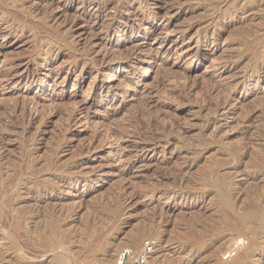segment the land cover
Listing matches in <instances>:
<instances>
[{
    "label": "rangeland",
    "instance_id": "rangeland-1",
    "mask_svg": "<svg viewBox=\"0 0 264 264\" xmlns=\"http://www.w3.org/2000/svg\"><path fill=\"white\" fill-rule=\"evenodd\" d=\"M0 64V264H256L264 0H0Z\"/></svg>",
    "mask_w": 264,
    "mask_h": 264
},
{
    "label": "bare ground",
    "instance_id": "bare-ground-1",
    "mask_svg": "<svg viewBox=\"0 0 264 264\" xmlns=\"http://www.w3.org/2000/svg\"><path fill=\"white\" fill-rule=\"evenodd\" d=\"M89 1V0H88ZM102 2V1H101ZM96 6V5H95ZM125 6V5H124ZM61 8V7H60ZM99 8V7H98ZM59 9V8H58ZM96 9H97V7H96ZM121 9V8H120ZM114 14V13H113ZM111 20V19H110ZM104 23H106V22H104ZM119 23V22H118ZM103 25V24H102ZM115 25V24H114ZM144 25V24H143ZM110 25L109 24H107L106 26H103L104 28H107V27H109ZM146 26V25H145ZM147 27V26H146ZM40 28V27H39ZM101 28V27H100ZM117 28V27H116ZM140 28H142V27H140ZM101 29H103V28H101ZM132 29H134V28H132ZM179 29V28H178ZM49 33V32H48ZM83 57V56H82ZM114 58V57H113ZM1 65V64H0ZM110 67V66H109ZM116 71H117V67H113V68H111V70H110V74H111V77H113L114 78V76H116ZM110 74H109V76H110ZM113 78H112V80H113ZM121 78V77H120ZM116 79V78H115ZM123 79V78H122ZM41 80V79H40ZM119 80V79H118ZM125 80V79H124ZM94 82V81H93ZM93 82L91 83V84H93ZM120 82V81H119ZM126 83H127V81H126ZM125 83V84H126ZM132 86L131 84H128V86ZM74 86V85H73ZM92 88V87H91ZM90 88V89H91ZM109 88V87H108ZM101 91V90H100ZM223 92V91H222ZM92 93V92H91ZM18 94V93H17ZM89 94V93H88ZM97 94V93H96ZM99 94H101L100 92H99ZM98 95V94H97ZM16 96H18V95H16ZM21 96V95H20ZM24 96V95H23ZM23 96H21V98L23 97ZM24 98H25V96H24ZM24 98H22L23 100H24ZM97 98H99V97H97ZM15 99H16V97H15ZM262 99V98H261ZM12 100H14V99H12ZM17 100V99H16ZM18 101V100H17ZM15 102V101H14ZM20 102H22V101H20ZM24 103V102H23ZM22 103V104H23ZM14 104V103H13ZM17 104H18V102H17ZM16 104V105H17ZM260 104V103H259ZM15 106V105H14ZM23 108V107H22ZM28 109V108H27ZM15 110V109H14ZM13 110V111H14ZM19 110V109H18ZM22 110V109H21ZM20 111V110H19ZM22 112V111H21ZM11 113V112H10ZM13 113V112H12ZM143 113V112H142ZM17 114V113H16ZM20 114V113H19ZM143 115V114H142ZM12 116H13V114H12ZM140 116H141V113H140ZM144 116V115H143ZM8 116H6V118H7ZM11 117V116H10ZM138 117V116H137ZM16 118V117H15ZM14 118V119H15ZM21 118V117H20ZM139 118V117H138ZM141 120V119H140ZM149 121V120H148ZM13 122V121H12ZM15 122V121H14ZM140 122V121H139ZM153 122V121H152ZM10 124V123H9ZM135 124V123H134ZM146 124V123H145ZM4 125V124H3ZM141 125V124H140ZM170 125V124H169ZM174 125V124H173ZM8 126V125H7ZM147 126V125H146ZM154 126V125H153ZM175 126V125H174ZM142 127H143V125H142ZM161 127V126H160ZM130 128H132V127H130ZM141 128V127H140ZM151 128H152V126H151ZM159 128V127H158ZM12 129V128H11ZM146 129H147V127H146ZM166 129V128H165ZM164 129V130H165ZM178 129V128H177ZM124 130H126V129H124ZM156 130H158V129H156L155 128V131ZM181 130V129H180ZM167 131H168V129H167ZM144 132V131H143ZM146 132V131H145ZM132 133V132H131ZM131 133H129L130 135H131ZM148 134V133H147ZM146 134V135H147ZM150 134V133H149ZM154 134V133H153ZM123 135V134H122ZM133 135V134H132ZM135 135V134H134ZM137 135V134H136ZM143 135V134H142ZM120 137V136H119ZM143 137H144V135H143ZM154 137H155V135H154ZM156 137H157V135H156ZM142 138V137H141ZM146 138V137H145ZM151 138V137H150ZM33 139V138H32ZM143 139V138H142ZM153 139V138H152ZM157 139H158V137H157ZM119 140H121V138L119 139ZM137 140H139V139H137ZM145 140V139H144ZM151 140V139H150ZM153 141V140H152ZM169 141V140H168ZM152 143V142H151ZM167 144V143H166ZM24 158V157H23ZM24 161H25V159H24ZM31 162V161H30ZM33 162V161H32ZM9 164V163H8ZM19 164H21V162L19 163ZM14 165V164H13ZM34 165V164H33ZM15 166V165H14ZM19 166V165H18ZM28 166H29V164H28ZM26 166H24L23 165V168H25ZM47 167V166H46ZM49 167H50V164H49ZM29 168V167H28ZM27 168V169H28ZM39 168V167H38ZM42 168V167H41ZM45 167H43V169H44ZM33 169V168H32ZM15 170H21V168H19V167H17V169L15 168ZM56 170V169H55ZM25 171V170H24ZM41 171V170H40ZM46 171H48V169H46ZM37 172H39V171H37ZM36 172V173H37ZM42 172H44V171H41V173ZM25 173V172H24ZM28 173V172H27ZM22 175V173L21 172H15V175L13 176V177H15L16 178V176H18V175ZM32 174V173H31ZM182 174V173H181ZM181 174H180V176H181ZM179 176V177H180ZM41 177V176H40ZM44 177V176H43ZM182 177V176H181ZM12 179V178H11ZM1 180V179H0ZM41 180V179H40ZM5 181V180H4ZM13 180H11V182H12ZM29 181V180H28ZM181 181V180H180ZM0 182H3V181H0ZM8 182H10V181H8ZM20 183V182H19ZM2 185V184H1ZM10 185V184H9ZM11 185H13V184H11ZM51 185V184H50ZM154 185H155V183H154ZM19 186H20V184H19ZM31 186H32V184H31ZM8 187H10V186H8ZM14 187H15V185H14ZM14 187H12V188H14ZM4 188V187H3ZM11 188V189H12ZM16 188V187H15ZM37 188V187H36ZM149 189V188H148ZM4 190V189H3ZM7 191H9V190H7ZM6 191V192H7ZM17 192V191H16ZM42 192V191H41ZM18 193V192H17ZM16 193V194H17ZM18 195V194H17ZM9 197V196H8ZM7 197V198H8ZM12 197V196H11ZM11 197H10V199H11ZM7 200H9V199H7ZM46 202V201H45ZM45 202H44V204H45ZM36 204H34V205H32L31 207H29V212H27L26 214L25 213H23V212H21V214H24L25 216L29 213V217H27V219H26V221L27 220H30V219H33V218H30L31 216H32V214L34 215H38L37 216V218L42 214V213H45L44 212V209H46L47 208V205L46 206H44V204H42L41 202H39L37 199H36V202H35ZM41 204L43 205V206H41ZM50 205V204H49ZM11 206V205H10ZM11 208V207H10ZM51 209L52 208H50V211H51ZM10 210V209H9ZM14 210V209H13ZM25 210V209H24ZM23 210V211H24ZM53 210V209H52ZM238 210V209H237ZM12 212V211H11ZM13 212H15V211H13ZM7 213V212H6ZM10 213V212H9ZM17 213V212H16ZM40 213V214H39ZM50 213V212H49ZM238 215V214H237ZM247 215V214H246ZM196 217H199V216H196ZM45 218H46V215H45ZM44 218V219H45ZM191 218V217H190ZM200 218V217H199ZM18 219V218H17ZM41 219V218H40ZM43 219V220H44ZM189 220V219H188ZM192 220H194V218L192 217ZM200 220V219H199ZM8 221L10 222V220L8 219ZM12 221V220H11ZM23 221V220H22ZM25 221V220H24ZM23 221V222H24ZM41 221V220H40ZM185 221V220H184ZM190 221V220H189ZM196 221V220H195ZM207 221V220H206ZM56 222V221H55ZM192 222V221H191ZM15 223V222H14ZM13 223V224H14ZM26 223V222H25ZM44 223V222H43ZM46 223V222H45ZM186 223V222H185ZM188 223V222H187ZM199 223V222H198ZM202 223V222H201ZM16 224H17V222H16ZM31 224V223H30ZM35 224V223H34ZM33 224V226L34 227H30L29 229H28V232H30L31 233V235L32 236H30V237H32L33 238V241H32V238H31V242H25L24 244V246H22V248H23V253H24V255L25 256H27V258H33V259H38L40 256H42V255H44V253H46L47 251V249H45V245H39V249L38 248H36V247H34L35 245L34 244H36L35 243V241H39V240H49L50 238H49V235H48V227L47 226H44V225H42V223H40L39 222V224L38 223H36L35 225ZM188 224H191L190 222L188 223ZM204 224V223H203ZM50 226H51V224H50ZM193 226V225H192ZM196 226V225H195ZM204 226H206V225H204ZM13 227V226H12ZM20 227V226H19ZM191 227V226H190ZM194 227V226H193ZM201 227V226H200ZM22 228V227H21ZM149 228V227H148ZM217 228V227H216ZM20 229V228H19ZM23 229V228H22ZM50 229V228H49ZM61 229V228H60ZM193 229V228H192ZM12 230L14 231V229L12 228ZM196 230V229H195ZM197 230H198V228H197ZM16 231V230H15ZM14 231V232H15ZM59 231V230H58ZM63 231V230H62ZM18 232V231H17ZM20 232V231H19ZM57 232V231H56ZM60 232V231H59ZM64 232V231H63ZM239 232H241V231H239ZM190 233V232H189ZM238 233V232H237ZM7 234V233H6ZM20 234H22V231H21V233ZM20 234H18V235H20ZM58 234H60V233H58ZM10 235V237H11V239H15V233H13V234H9ZM17 235V237H20V236H18ZM179 235V234H178ZM239 234H237V236H238ZM242 235V234H241ZM7 236V235H6ZM58 236H61V234L60 235H58ZM57 236V237H58ZM240 236V235H239ZM238 236V237H239ZM24 237V236H23ZM26 237V236H25ZM64 237V236H63ZM60 238V237H59ZM25 239V238H24ZM56 239V238H55ZM61 239V238H60ZM26 240H28V238L26 239ZM50 241L51 240H49L48 242H49V244L47 243V245H49L50 246ZM24 242V241H23ZM22 241L20 242V243H23ZM59 242H60V240H59ZM159 242V241H158ZM56 243V242H55ZM13 245H14V242H13ZM18 243H16V247H18ZM21 245V244H20ZM137 245H139V244H137ZM136 245V246H137ZM134 246V245H133ZM37 250H36V249ZM13 249V248H12ZM264 249V248H263ZM140 250V251H139ZM134 251H135V254L136 255H139V253H141V251H143V246L142 247H140V249H139V247L137 246L136 247V249L134 248ZM244 254V253H243ZM259 254V256L257 257V261H256V264H264V251H262V252H259L258 253ZM55 255H56V257L57 258H63L64 259V257L66 256L65 255V253L64 252H56L55 253ZM245 255V254H244ZM152 258V255H151V257H150V259ZM248 258H252V260H255L256 259V257H255V255L252 257V255L251 254H249L248 255ZM55 261V260H54ZM157 262V261H156ZM254 262V261H253ZM251 263V261L250 262H248V264H250ZM251 264H253V263H251Z\"/></svg>",
    "mask_w": 264,
    "mask_h": 264
},
{
    "label": "built area",
    "instance_id": "built-area-1",
    "mask_svg": "<svg viewBox=\"0 0 264 264\" xmlns=\"http://www.w3.org/2000/svg\"><path fill=\"white\" fill-rule=\"evenodd\" d=\"M131 256L130 252L129 251H125L122 253V256L123 257H127V256ZM139 264H148V261L147 259L145 258L144 255H141V257L139 259L136 260Z\"/></svg>",
    "mask_w": 264,
    "mask_h": 264
}]
</instances>
